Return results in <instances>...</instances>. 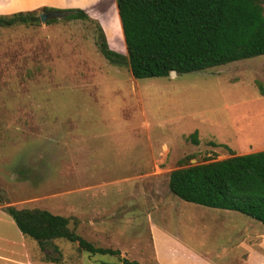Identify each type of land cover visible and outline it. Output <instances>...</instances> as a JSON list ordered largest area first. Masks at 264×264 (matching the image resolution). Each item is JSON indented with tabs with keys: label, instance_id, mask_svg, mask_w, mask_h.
Returning <instances> with one entry per match:
<instances>
[{
	"label": "rangeland",
	"instance_id": "rangeland-1",
	"mask_svg": "<svg viewBox=\"0 0 264 264\" xmlns=\"http://www.w3.org/2000/svg\"><path fill=\"white\" fill-rule=\"evenodd\" d=\"M63 4L88 18L0 26L2 232L23 235L2 210L11 205L66 216L95 246L140 264H158L154 248L203 264H248V256L264 255L246 226L254 221L262 230L259 221L168 189L175 168L264 149V54L134 78L126 61L106 59L96 45L100 26L108 46L126 55L115 0ZM194 130L197 143L189 137ZM23 237L35 259L122 264L62 238L44 255ZM231 245L237 259H221Z\"/></svg>",
	"mask_w": 264,
	"mask_h": 264
},
{
	"label": "trees",
	"instance_id": "trees-1",
	"mask_svg": "<svg viewBox=\"0 0 264 264\" xmlns=\"http://www.w3.org/2000/svg\"><path fill=\"white\" fill-rule=\"evenodd\" d=\"M115 4L126 55L108 46L100 26L96 45L106 59L126 61L134 78L203 70L264 54V0H115ZM49 10L64 11L66 19L88 18L79 8L42 6L0 15V26L36 24L39 12ZM259 90L264 94L262 86ZM189 137L197 143V130ZM168 189L184 201L245 214L264 230V149L175 168L168 175ZM2 210L44 255L47 244L62 238L89 254L116 255L122 264H140L121 256L119 249L95 246L69 227L66 216L11 205Z\"/></svg>",
	"mask_w": 264,
	"mask_h": 264
},
{
	"label": "crops",
	"instance_id": "crops-1",
	"mask_svg": "<svg viewBox=\"0 0 264 264\" xmlns=\"http://www.w3.org/2000/svg\"><path fill=\"white\" fill-rule=\"evenodd\" d=\"M64 1L65 0H0V15H8L9 13L20 10L25 11V10L38 9L42 6H47L54 9H66L65 7L68 6H65L63 4ZM70 7L76 8L77 6H70ZM214 209L219 210L218 212L221 213H226L223 210H229V209H221V208H214ZM230 211H234V210H230ZM6 222H8V220ZM246 226L249 229L248 233L252 237V242L257 243L260 240L264 247V230L263 229H262L263 231L261 230L259 224H257L254 221H249L248 223H246ZM22 236L19 234V237H16L11 234H8V232L7 233L2 232V230L0 229V264H66V262L63 260L55 262V261H46L43 259H35L34 258L35 252L32 253L30 251V248L26 247V245L23 244L24 237L22 238ZM153 244H155L154 238H153ZM234 247L235 245H231V250L229 251L222 250L221 259L226 260L228 258H231V261L237 259L233 257V255L235 254ZM155 250L156 253L154 252V254L157 255L156 261L158 262V264H203L200 262L197 263L193 261L190 254H185L184 252L183 254H180L176 252L174 249L172 250L168 249V252L161 251L159 248H154V251ZM69 262H71L72 264L81 263L80 261L77 260H73ZM246 262L248 264H264V255L259 252L255 257H252V255H250L247 257ZM88 264H92V263L89 262ZM212 264H218V263H212ZM219 264H222V262H220Z\"/></svg>",
	"mask_w": 264,
	"mask_h": 264
},
{
	"label": "water",
	"instance_id": "water-1",
	"mask_svg": "<svg viewBox=\"0 0 264 264\" xmlns=\"http://www.w3.org/2000/svg\"><path fill=\"white\" fill-rule=\"evenodd\" d=\"M66 13L64 11L60 10H49V11H41L39 12V18L41 22H44L45 20L55 18V17H63ZM170 75H175L176 72L174 70L170 71Z\"/></svg>",
	"mask_w": 264,
	"mask_h": 264
}]
</instances>
